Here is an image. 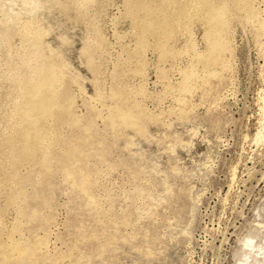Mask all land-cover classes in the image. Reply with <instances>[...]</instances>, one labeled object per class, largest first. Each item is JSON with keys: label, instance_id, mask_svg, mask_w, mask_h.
I'll use <instances>...</instances> for the list:
<instances>
[{"label": "rangeland", "instance_id": "obj_1", "mask_svg": "<svg viewBox=\"0 0 264 264\" xmlns=\"http://www.w3.org/2000/svg\"><path fill=\"white\" fill-rule=\"evenodd\" d=\"M132 1L0 0V264H264V0H214L217 61L197 2L163 37ZM32 35L57 101L19 162Z\"/></svg>", "mask_w": 264, "mask_h": 264}, {"label": "bare ground", "instance_id": "obj_2", "mask_svg": "<svg viewBox=\"0 0 264 264\" xmlns=\"http://www.w3.org/2000/svg\"><path fill=\"white\" fill-rule=\"evenodd\" d=\"M193 1L199 4L198 11L209 21L211 27L209 39L213 44L211 58L212 61H217L221 58L220 55L224 49L222 33L226 27L225 5H218L214 0H133L129 3V10L136 23L142 22L146 29L157 25L161 29L163 37H167L175 29L186 27L187 17L190 11L192 12L193 6L195 7V4L192 6ZM237 1L239 6L245 8L250 0ZM139 10H144L148 16L140 17ZM28 41L31 51L27 53L25 60L20 65L13 68L15 75L10 78L19 93L16 108L21 118L19 123L17 122L16 132L22 138L19 141H16L15 137L7 139V146L9 154L12 157L17 155L16 158L19 162L26 161L37 148L36 146H41L43 142L45 131L42 123L45 122L46 116H50L54 112L53 109L57 101L54 98V93L59 80L54 70L56 68L52 64L41 61L42 55L37 35H32ZM47 158V154L44 153L43 161Z\"/></svg>", "mask_w": 264, "mask_h": 264}]
</instances>
